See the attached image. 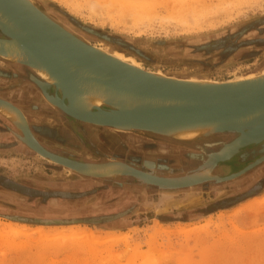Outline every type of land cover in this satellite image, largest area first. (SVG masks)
I'll use <instances>...</instances> for the list:
<instances>
[{
    "label": "rangeland",
    "instance_id": "rangeland-1",
    "mask_svg": "<svg viewBox=\"0 0 264 264\" xmlns=\"http://www.w3.org/2000/svg\"><path fill=\"white\" fill-rule=\"evenodd\" d=\"M33 2L91 44L122 50L151 72L173 77L202 75L222 82L264 66V0H187L190 6L186 0H128L133 7L154 3L153 9L147 6L149 19L136 8L144 17L139 19L127 0L121 4L112 0ZM183 8L193 13L185 9L190 13L181 16ZM251 40H257L256 45L246 43ZM0 85V97L26 112L44 147L79 161L105 152L151 173H156L159 164L169 173L188 171L221 149L228 135V139L238 135L220 132L210 143L178 144L143 131L94 130L53 109L23 70L0 62ZM26 87L30 95L23 104L20 92ZM1 125L0 220L26 225L34 232L38 227L55 233L61 230L66 236L73 235L72 229L82 230L74 233L81 237L79 241L59 238L52 245L40 243L37 234L8 242L0 237V264H264V160L235 180H214L168 194L128 176L71 179L65 167L20 143L14 126ZM255 145L219 163L216 174L225 177L263 157L264 143ZM119 213L122 216L103 219ZM97 240L101 244L89 245Z\"/></svg>",
    "mask_w": 264,
    "mask_h": 264
},
{
    "label": "water",
    "instance_id": "water-1",
    "mask_svg": "<svg viewBox=\"0 0 264 264\" xmlns=\"http://www.w3.org/2000/svg\"><path fill=\"white\" fill-rule=\"evenodd\" d=\"M23 1L28 3L27 0ZM30 2L28 4L35 8L41 17H36L34 14L29 13L24 8L27 6H23L24 4L20 0H0V10L15 21V24L26 33L25 36L22 35L21 37L17 35L21 43L56 77L58 83L50 86V88L54 87L56 96L58 94L62 96V101L59 105L61 107L60 110L65 114L77 121L89 124L93 128L103 127L112 130L109 126H121L124 128L120 129L122 132L143 131L151 135L164 136L162 129L166 127L197 122H219L220 126L215 134L220 132L238 133V137L228 144L231 147L230 150H226L228 147L226 145L220 151L210 155L209 159L202 164L204 169H211L208 170L210 173L206 177L184 182H168L160 179L165 174H169L164 164L157 165L158 170L156 173L141 170L129 164V171L122 172L118 176L112 177L94 172L77 171L73 174L70 173L71 179L117 180L128 176L141 181L144 187L151 185L157 187L163 193H171L181 189L192 188L196 185H204L214 180L218 182L235 180L264 160L263 156L240 171L225 177L216 174L219 163L230 160L245 147L264 143V119L261 122L258 121L257 124L255 122H236L237 119L264 108V80L238 83H230L227 80L201 84L187 81L186 78L175 79L176 77L174 78L173 76L162 75L135 67L94 48L95 45L50 17L33 0H30ZM35 20H38L43 25L37 27V24H35L37 21ZM86 29L90 28L87 27ZM90 30L99 34L94 29ZM0 33L8 36L14 35L4 25H0ZM104 37L110 38L106 35ZM72 67L75 70H72ZM83 72H89L95 76L87 78L103 82L117 91L135 93L140 96L172 99L181 104L121 110L101 107L95 108L94 111L90 112H81L73 107L69 109L64 104V100L67 97V103L71 107L72 98L78 93V83L80 82L78 79L79 77L82 78ZM30 80L36 81L31 75ZM36 82L43 89L47 87L42 81L38 80ZM48 97L54 102L57 101L50 96ZM0 121H2L0 122L2 127L9 123L2 118H0ZM9 124L17 129L18 133H15V137L20 143L49 161L63 167L80 168L85 166L84 163H80L82 161L64 158L47 150L34 133L31 134L30 131L25 130L22 126ZM209 139L201 142L210 143ZM200 158L203 159V157ZM143 165L148 166L146 162H143ZM153 168H156V166ZM174 172L176 171L172 170L170 173ZM56 194L66 195L63 192ZM120 216H122V213L104 217L103 219Z\"/></svg>",
    "mask_w": 264,
    "mask_h": 264
},
{
    "label": "bare ground",
    "instance_id": "bare-ground-1",
    "mask_svg": "<svg viewBox=\"0 0 264 264\" xmlns=\"http://www.w3.org/2000/svg\"><path fill=\"white\" fill-rule=\"evenodd\" d=\"M20 1L23 2V4H24L23 6H27V7H24V8H26V10L29 13L34 14L36 17H41V16H39V12L37 10H35V8H33L31 5H29L31 3L30 0H27L28 3L30 2L29 4L26 3L23 0H20ZM112 1L114 2L115 0H112ZM124 1H126V0H123V1L118 0V1H116L114 3L115 4L116 3L121 4V2L123 3ZM127 2H128V0H127ZM127 2L124 3L125 6H123V7L126 8L127 6H129V5H127ZM149 3H150L149 6H151V7H149L146 3H144L143 6H141V5L140 6L139 5L138 6L135 5V7H133L134 4H131L130 2H128V4H131L132 5V7H130V8H132L134 10V11L132 10L133 12H135L138 15L139 12H136V11L141 10L142 12L141 11L140 12L142 13V15L145 13L146 16L145 15L144 16L147 17V18L149 16L148 12L151 11L150 10L151 8L153 9L152 6L154 5V3H152V2H149ZM186 3H187V0H186ZM188 3L187 4L190 6V2H188ZM145 4H146V6H145ZM147 6L150 9H148ZM194 6L195 5H193L192 7H194ZM95 8H96V6H95ZM136 8H139V10H136ZM189 8H185V9L188 11ZM183 9L179 12V14H181V16L184 15L185 17H187V15H185V13H183V12H186V10L184 9L185 10L184 11ZM193 10H194V8H193ZM195 10H194V12H195ZM190 11L192 12V10H190ZM202 12L199 13V14H202ZM186 13L189 14L190 12L189 13L186 12ZM136 14L134 16L135 18H136ZM150 14H151V12H150ZM138 16H137V18H138ZM184 16H183V19H184ZM140 18H142V16L141 17L139 16V19ZM188 18H189V16H188ZM188 18L186 20H188ZM191 18H193V17H191ZM139 19H137V20H139ZM142 19H144V17ZM35 21H37V22H35V24H37V27H41L43 25L38 20H35ZM43 21H45V20H43ZM43 23H46V22H43ZM0 25L6 26L12 33H14L13 36H8V35H5V34H0V62H1V64L2 65H5L7 67H14V68H17L19 70H23V71L29 73L32 77H34V79L36 81L39 80V81L44 82L47 85V87H44V89H43V87H41L36 81L33 80V83L39 89L40 94H42L43 97L55 109H57L59 111L61 109L59 103H61V101H62V96L60 94H58V96H56L55 93L52 94L50 92V90H49L50 86L55 85V83H58V81H57L56 77L49 71V69L47 67H45L40 61H38V59L35 58L30 53V51L21 43V41L19 40V38H18L17 35H19L21 37L22 35L25 36L26 33L23 32L15 24V21H13L12 19H10L1 10H0ZM98 46H100V47H98ZM94 48H96L98 50H101V51H104L107 54H109V55L117 58L118 60H121L123 62H126V63H128V64H130L132 66H135V67H139V68L144 69L143 66L141 65V62H139V60H137L132 55L126 54L122 50H119V49H109V47L108 48L105 47V44L104 45L98 44L97 46H94ZM71 69L72 70H75L74 67H72ZM8 72H10V71H8ZM157 72H160V71H157ZM16 73H18V72H16ZM21 73H22V71H21ZM21 73H19V74H21ZM159 74L164 75L161 72ZM22 75H25V74H22ZM87 77H95V76L93 74L89 73V72H83L82 78L79 77V79H78L80 81L78 83V93L74 96V98H72V105H71V107H69L70 105L67 103V97L64 100V104H66V107L67 108L71 109L73 107L76 110L81 111V112H90V111H94L95 108H101V107L102 108H104V107L105 108H111V109H115V110H121V109H132V108H136V107L137 108L138 107H151V108H153V107H164V106H171V105H179V104H181L180 102L175 101V100H172V99H164V98H161V97L140 96V95L135 94V93L117 91V90H115L113 88L108 87L103 82L97 81V80H95L93 78H87ZM21 78H23V77H21ZM180 78H186L187 81H192L194 83H201V84H207L209 82H213L211 79H209L207 77H202V75H201V77H197V76L196 77L195 76H189V77L178 76L175 79H180ZM258 80H262V81L264 80V66L262 68H259L257 71L249 72V73H245V74L239 75L238 77H235V78H233V79H231V80H229L227 82H230V83H238V82H242V81H258ZM25 84H27V83H25ZM52 89H53V87H52ZM29 91L30 90L28 89V87H26V89L23 88L22 91L20 92V98L19 99L22 100V103L23 104L29 98V95H30L29 94ZM48 96H50L52 99L57 100V101L56 102L52 101L51 99H49ZM14 102H16V101H14ZM24 109H25V107H24ZM49 111H47V112H49ZM25 113L23 112V110L20 107H18L17 105H15L14 103H12L11 101L6 100V99L0 97V118H2L3 120H6L7 122H9L11 124H15L17 126H22L25 130L30 131V133L32 134L33 133V130L31 128V126L28 124V120H27V123H26L27 115ZM263 119H264V108L258 109L255 112H252L251 114H249L247 116L241 117V118L237 119L236 122H239V123L240 122H255L257 124L258 121L261 122ZM219 126H220V123L219 122H197V123H190V124L178 125V126H174V127L173 126L172 127H166L164 129H162V132H164V136L165 137L164 136L163 137L165 138L166 141H169L171 143L172 142L173 143H178V144H181V143L182 144H191V143H197V142H200V141L207 140L209 138H212L213 135L214 136L217 135L215 133H216V130L219 128ZM109 127H111L112 131H114V132H115V130L116 131L117 130L120 131V129H124L121 126H117V127L109 126ZM77 129H79V127ZM89 133H95V131L94 132L89 131ZM66 134L67 133H62V135L64 137L65 136L66 137L68 136ZM120 134H121V132H120ZM130 135H132V134H130ZM228 137H230V136L228 135ZM228 137H227V141L231 139V138L228 139ZM237 137H235L234 139H236ZM52 138L53 137L51 136V139ZM233 140H231L229 142H225V144L223 146H221V147L222 148L223 147H226V145H228L229 143H232ZM230 148L231 147L228 145V147H227L226 150H230ZM97 149H98V147H97ZM168 150H169V148H168ZM217 152H218V150H217ZM103 153L104 154H101V155L100 154H98V155H95L94 154L95 156H88L86 158V161L80 162V163H84L85 164L84 167H80V168L65 167V168H66V170L68 172H70L72 174L75 173V172H77V171H79V172H88V173L89 172H94V173H99V174H103V175H109V176H112V177L118 176L122 172L129 171V168H130L129 166L130 165L124 159H122L121 157L116 156L114 154H109V153H105V152H103ZM61 157H64V156H61ZM64 158H67V157H64ZM68 159H70V158H68ZM197 161H199V158H198V160L197 159L195 160V162H197ZM77 162H79V161H77ZM140 163H141V161H140ZM192 164H193V162H192ZM192 164H190V165H192ZM208 170H211V169H204V165L203 166L201 165L200 167H197V168H194V169H190L188 171H179V172L165 174L160 179H163V180L168 181V182H184V181H190V180H194V179H198V178H202V177L209 176L210 171H208ZM221 176H223V175H221ZM175 193H177V192H175ZM168 194H170V193H168ZM165 197H168L169 198L171 196L170 195H165ZM194 198H196V197H194ZM74 230L73 229L71 230L72 231L71 233L73 235L69 234L70 232L67 233V234H69V236H66V234L63 233L61 230L59 232L55 233L53 230L47 229L45 227H38V228L35 229V232H34L33 230H31L26 225H16V224H14L13 222H10V221H1L0 220V237H1V240L3 239V241H5V242L7 240H10V239L14 240V238L17 237V236H21V237H34V235L37 234V235H39V242L40 243L48 242L46 244L52 245L51 242L52 241H57L59 238H64V239L67 238L66 240L75 239L77 236L74 237L75 236L74 233H77L78 234V232L81 231L82 229L76 228ZM47 236H50V238L47 237ZM78 238H81V237H77V239ZM79 240L80 239H78V241ZM87 240H85V242ZM81 241H82V239H81ZM99 241H101V240H97V241H94V242L93 241H91V242L89 241L91 243L89 245H91V247H93L94 244L96 245V243L97 244L100 243ZM62 243H64V240H62ZM89 245H87V246H89ZM91 247L89 249H92ZM141 264H143V263H141Z\"/></svg>",
    "mask_w": 264,
    "mask_h": 264
},
{
    "label": "flooded vegetation",
    "instance_id": "flooded-vegetation-1",
    "mask_svg": "<svg viewBox=\"0 0 264 264\" xmlns=\"http://www.w3.org/2000/svg\"><path fill=\"white\" fill-rule=\"evenodd\" d=\"M247 44H250V45H256L255 43H257V40L255 41H253V40H251V41H249V42H246ZM217 45H213V47H216ZM49 90H50V92L53 94V93H55V89L53 88L52 89V87L51 88H49ZM43 96V95H42ZM63 119H67L66 118V116H64L63 117ZM69 120H71V119H69ZM238 136V135H237ZM237 136H235V137H237ZM234 137V138H235ZM233 138V139H234ZM233 139H231V140H233ZM231 140H229V141H231ZM229 141H227V142H229ZM166 146V145H165ZM45 148L47 149V150H49V151H51V152H53V153H55V154H57V155H60V156H64V157H67V158H70V159H72L71 158V156L70 155H68V154H66V153H64V152H57V151H55V150H53V149H50V148H48V147H46L45 146ZM158 149L159 150H162V151H166L167 150V147H163V146H159L158 147ZM220 149H218V151H219ZM215 152H217V150H215V151H213V152H211V153H215ZM209 153V152H208ZM101 155V154H100ZM75 160V159H74Z\"/></svg>",
    "mask_w": 264,
    "mask_h": 264
}]
</instances>
